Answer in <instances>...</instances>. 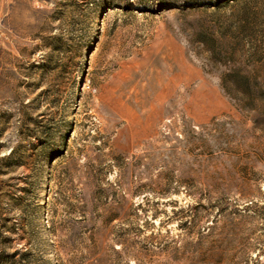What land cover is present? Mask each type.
Wrapping results in <instances>:
<instances>
[{
    "label": "rangeland",
    "instance_id": "1",
    "mask_svg": "<svg viewBox=\"0 0 264 264\" xmlns=\"http://www.w3.org/2000/svg\"><path fill=\"white\" fill-rule=\"evenodd\" d=\"M0 264H264V0H0Z\"/></svg>",
    "mask_w": 264,
    "mask_h": 264
},
{
    "label": "crops",
    "instance_id": "2",
    "mask_svg": "<svg viewBox=\"0 0 264 264\" xmlns=\"http://www.w3.org/2000/svg\"><path fill=\"white\" fill-rule=\"evenodd\" d=\"M219 103H218V108H223V107H225V106H223V104H222V102H221V100L220 101H218ZM222 105V106H221ZM216 109V106H210L209 108H207V110H206V113L208 112V111H213V110H215ZM196 112V111H195ZM196 113H198V112H196ZM200 114V113H199Z\"/></svg>",
    "mask_w": 264,
    "mask_h": 264
},
{
    "label": "trees",
    "instance_id": "3",
    "mask_svg": "<svg viewBox=\"0 0 264 264\" xmlns=\"http://www.w3.org/2000/svg\"><path fill=\"white\" fill-rule=\"evenodd\" d=\"M237 93H239V95H242L241 97H242V99H244V95H245V92L244 91H238ZM251 103L249 102V104H247L248 106H251L250 105Z\"/></svg>",
    "mask_w": 264,
    "mask_h": 264
}]
</instances>
